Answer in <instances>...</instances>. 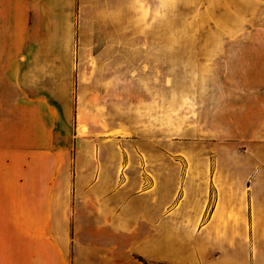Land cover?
I'll return each instance as SVG.
<instances>
[{
	"label": "crops",
	"instance_id": "1",
	"mask_svg": "<svg viewBox=\"0 0 264 264\" xmlns=\"http://www.w3.org/2000/svg\"><path fill=\"white\" fill-rule=\"evenodd\" d=\"M110 1L100 21L122 23ZM59 6L0 0V264H264V95L228 113L229 167L150 163L140 190L123 129L79 133L59 64L37 60Z\"/></svg>",
	"mask_w": 264,
	"mask_h": 264
},
{
	"label": "rangeland",
	"instance_id": "2",
	"mask_svg": "<svg viewBox=\"0 0 264 264\" xmlns=\"http://www.w3.org/2000/svg\"><path fill=\"white\" fill-rule=\"evenodd\" d=\"M117 1V25L101 22L110 0H60L59 24L36 25L60 33L32 43L68 81L76 130L121 127L140 190L150 163L168 162L178 176L193 174L196 160L229 167L228 113L264 95V0Z\"/></svg>",
	"mask_w": 264,
	"mask_h": 264
},
{
	"label": "bare ground",
	"instance_id": "3",
	"mask_svg": "<svg viewBox=\"0 0 264 264\" xmlns=\"http://www.w3.org/2000/svg\"><path fill=\"white\" fill-rule=\"evenodd\" d=\"M79 131L81 134H86L88 132L87 127L84 125L80 127Z\"/></svg>",
	"mask_w": 264,
	"mask_h": 264
}]
</instances>
